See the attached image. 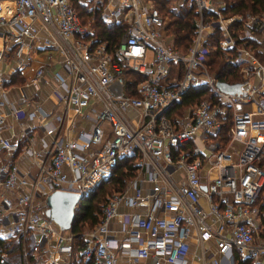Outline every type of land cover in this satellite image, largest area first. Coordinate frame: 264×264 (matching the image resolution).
<instances>
[{
	"label": "built area",
	"instance_id": "1",
	"mask_svg": "<svg viewBox=\"0 0 264 264\" xmlns=\"http://www.w3.org/2000/svg\"><path fill=\"white\" fill-rule=\"evenodd\" d=\"M76 1L88 22L72 0H0V238H30L40 264H264V12L180 0L195 11L182 52L153 0ZM95 19L124 25L113 50ZM216 29L222 53L242 62L238 94L205 62ZM39 45L58 69L8 86ZM199 87L206 97L183 105ZM130 156L134 176L74 250L75 235L45 216L46 196L87 197Z\"/></svg>",
	"mask_w": 264,
	"mask_h": 264
},
{
	"label": "trees",
	"instance_id": "2",
	"mask_svg": "<svg viewBox=\"0 0 264 264\" xmlns=\"http://www.w3.org/2000/svg\"><path fill=\"white\" fill-rule=\"evenodd\" d=\"M224 7L221 13L225 16L236 14H244L249 12L251 14H261L264 12V0H223ZM73 6L76 8L81 21L91 16V11L76 0H72ZM159 10H164V2L157 5ZM159 11V12H160ZM168 22L165 30L173 45L178 50L184 52L190 45L191 38L194 33V17L195 11L192 6L183 3L178 8H166ZM161 14V13H160ZM94 29L98 32L101 40L108 41L110 51L113 50L117 43V37L122 31L124 25L116 23L106 25L101 23L98 19L94 20ZM222 38L218 29L210 34L205 42L208 50L205 62L210 72L216 73V78L219 81L227 84L239 83L238 76L239 68L242 64L241 61H236L233 64L225 62L222 56L218 42ZM134 81L141 79L140 76L128 74ZM186 93V94H185ZM207 89L205 87L188 88L183 96L182 103L187 105L201 98L206 97ZM133 156L121 160L113 171L111 177L100 184L89 196L82 199L74 209V216L71 224V233H73V249L76 250L82 244V225L88 224L94 227L100 220L102 215V206L106 199H104V187L109 186L113 192L122 190L125 180L134 176L135 166L130 159ZM102 186V187H101ZM107 196V194H106ZM99 209V211H98ZM23 239L0 238V264H32V256L29 254L31 251L27 247H23ZM34 264V263H33ZM73 264H91L90 261H83L78 259Z\"/></svg>",
	"mask_w": 264,
	"mask_h": 264
},
{
	"label": "water",
	"instance_id": "3",
	"mask_svg": "<svg viewBox=\"0 0 264 264\" xmlns=\"http://www.w3.org/2000/svg\"><path fill=\"white\" fill-rule=\"evenodd\" d=\"M218 88L227 93L238 94L239 84H227L217 82ZM85 197L76 193L54 190L46 196L45 203L47 210L45 216L53 221L61 230L71 229L75 206Z\"/></svg>",
	"mask_w": 264,
	"mask_h": 264
},
{
	"label": "crops",
	"instance_id": "4",
	"mask_svg": "<svg viewBox=\"0 0 264 264\" xmlns=\"http://www.w3.org/2000/svg\"><path fill=\"white\" fill-rule=\"evenodd\" d=\"M180 3L183 4L185 2L180 1ZM40 47L41 46L39 45L30 68L19 69L16 71L15 70L16 67L13 66L11 69H9V72H12V76L7 82L8 86L9 85H13V86L23 85L25 80L32 75V70H34L37 67L42 66V67H49L52 69H58V65H52V61H56L58 59V56L56 55V53L46 48L43 49ZM6 71H8V69H6ZM8 95L11 98H14L15 93L10 91ZM45 96H46L45 93L38 94V97L40 98V100L42 99L41 97H45Z\"/></svg>",
	"mask_w": 264,
	"mask_h": 264
},
{
	"label": "rangeland",
	"instance_id": "5",
	"mask_svg": "<svg viewBox=\"0 0 264 264\" xmlns=\"http://www.w3.org/2000/svg\"><path fill=\"white\" fill-rule=\"evenodd\" d=\"M221 1H223V0H221ZM153 2L157 8H158L157 5H159L161 2H164V10L162 9L160 11L159 8H158V10L160 11L161 16L164 18V20L166 19V23L168 22V19H167V15L165 13V7L166 8H178L179 5H182L179 0H153ZM86 7L88 8L89 6H86ZM89 19H90V15L84 19V23L88 22ZM90 22H91V20H90ZM93 24H94V20H93L91 25L93 28H95ZM222 56H223L225 62H229V63L233 64L232 62L229 61V59H227L228 58L227 55H224L222 53ZM112 193H113V191L110 189L109 186L104 187V199H106V197L110 196ZM106 194H107V196H106ZM98 211H99V209H98ZM81 227H82V230H81L82 232H85L86 230H89L92 228L88 224H84ZM62 233L64 235H69L70 230L69 229L62 230ZM13 239H19V238H13ZM21 239H23L22 240L23 241V247H26V249L28 247L31 251L29 254H31V256H32V262L34 264H40L42 262L41 259H44V255H45L44 250L40 249L39 246H35L32 243V241L30 240V238L25 237V238H21Z\"/></svg>",
	"mask_w": 264,
	"mask_h": 264
}]
</instances>
